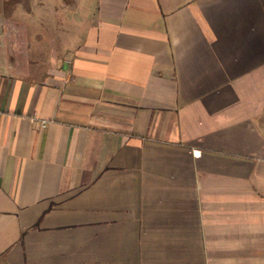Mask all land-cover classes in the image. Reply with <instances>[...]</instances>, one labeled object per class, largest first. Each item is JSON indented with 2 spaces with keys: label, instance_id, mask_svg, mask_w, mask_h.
Listing matches in <instances>:
<instances>
[{
  "label": "crops",
  "instance_id": "1",
  "mask_svg": "<svg viewBox=\"0 0 264 264\" xmlns=\"http://www.w3.org/2000/svg\"><path fill=\"white\" fill-rule=\"evenodd\" d=\"M33 1L0 0V264H264V0L58 35Z\"/></svg>",
  "mask_w": 264,
  "mask_h": 264
},
{
  "label": "rangeland",
  "instance_id": "2",
  "mask_svg": "<svg viewBox=\"0 0 264 264\" xmlns=\"http://www.w3.org/2000/svg\"><path fill=\"white\" fill-rule=\"evenodd\" d=\"M98 2L99 0H34L29 15L34 25L40 27L42 32L50 30L57 34L54 28L56 20L74 30L77 26L73 22L78 25H81V22L85 24L97 14ZM60 22L56 24L57 28ZM63 23L61 25H64Z\"/></svg>",
  "mask_w": 264,
  "mask_h": 264
}]
</instances>
